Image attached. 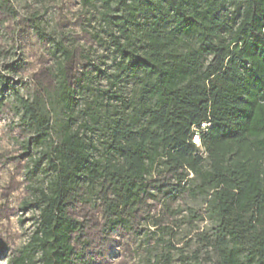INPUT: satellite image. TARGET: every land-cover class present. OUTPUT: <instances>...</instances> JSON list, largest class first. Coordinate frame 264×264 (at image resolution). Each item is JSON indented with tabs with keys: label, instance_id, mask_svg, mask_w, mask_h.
<instances>
[{
	"label": "trees",
	"instance_id": "16d2710c",
	"mask_svg": "<svg viewBox=\"0 0 264 264\" xmlns=\"http://www.w3.org/2000/svg\"><path fill=\"white\" fill-rule=\"evenodd\" d=\"M9 2L0 0L4 14H14ZM87 2L99 4L120 59L106 78L116 88L131 77L133 93L104 91L78 128L70 118L55 139L51 108L23 99L0 70V107L14 91L26 148L39 151L34 166L44 161L48 177L32 190L35 229L9 264H74L82 226L69 208L84 188L124 225L159 203L152 227L161 238L183 212L174 203L189 198L182 219L211 224L198 237L214 264H264V0ZM60 72L52 102L73 111L77 90Z\"/></svg>",
	"mask_w": 264,
	"mask_h": 264
},
{
	"label": "rangeland",
	"instance_id": "374dc122",
	"mask_svg": "<svg viewBox=\"0 0 264 264\" xmlns=\"http://www.w3.org/2000/svg\"><path fill=\"white\" fill-rule=\"evenodd\" d=\"M9 1L14 14L0 10V70L23 99L41 98L51 108L55 139L70 118L74 129L78 128L87 103L101 99L104 91L120 89L127 97L132 95L131 77L125 76L116 88L106 78L118 72L120 59L101 20L99 4ZM59 42L70 51L69 60L57 51ZM60 68L69 86L77 90L73 111L52 102L62 78ZM15 97L14 91L8 92L0 107V264H9L28 242L39 215L37 207L31 206L32 190L48 182L44 161L34 166L39 151L26 148L30 133L21 121ZM178 205L183 212L178 220L170 219L172 234L161 238L152 227V218L161 215L159 203L149 201L124 225L105 215L97 191L82 189L69 208L70 216L82 226L80 235L74 236V264H214L215 254L198 237L210 233L211 224L204 221L193 226L182 219L187 216L186 206H192L189 198L174 203L175 208Z\"/></svg>",
	"mask_w": 264,
	"mask_h": 264
},
{
	"label": "built area",
	"instance_id": "2783aa9c",
	"mask_svg": "<svg viewBox=\"0 0 264 264\" xmlns=\"http://www.w3.org/2000/svg\"><path fill=\"white\" fill-rule=\"evenodd\" d=\"M198 142V141H197Z\"/></svg>",
	"mask_w": 264,
	"mask_h": 264
}]
</instances>
